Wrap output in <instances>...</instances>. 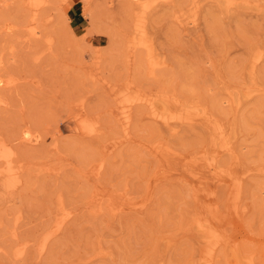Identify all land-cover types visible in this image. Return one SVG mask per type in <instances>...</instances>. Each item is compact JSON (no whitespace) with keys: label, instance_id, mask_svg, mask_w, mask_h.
Masks as SVG:
<instances>
[{"label":"rangeland","instance_id":"rangeland-1","mask_svg":"<svg viewBox=\"0 0 264 264\" xmlns=\"http://www.w3.org/2000/svg\"><path fill=\"white\" fill-rule=\"evenodd\" d=\"M0 80V264H264V0H0Z\"/></svg>","mask_w":264,"mask_h":264},{"label":"bare ground","instance_id":"bare-ground-1","mask_svg":"<svg viewBox=\"0 0 264 264\" xmlns=\"http://www.w3.org/2000/svg\"><path fill=\"white\" fill-rule=\"evenodd\" d=\"M33 3H34V2H33ZM33 3H32V4H33ZM36 3H37V2H36ZM38 3H39V2H38ZM40 3H41V2H40ZM32 4H31V5H32ZM138 4H140V3L138 2ZM136 5H137V4H136ZM139 7H140V6H139ZM148 8H149V4H147V5L144 7V9H148ZM141 10H142V9H141ZM145 11H147V10H145ZM138 12H139V11H138ZM140 12H141V11H140ZM138 15H139V14H138ZM140 15H142V14H140ZM179 18H180V16H179ZM179 18H178V19H179ZM193 18H194V17H193ZM189 19H190V18H189ZM186 20H188V19H186ZM191 20H192V19H191ZM187 22H189V21H187ZM191 22H192V21H191ZM137 23H138V22H137ZM144 23H145V22H144ZM189 23H190V22H189ZM193 23H194V22H193ZM135 25H136V24H134V26H135ZM138 26H139V25H138ZM136 27H137V26H136ZM35 28H36V27H35ZM135 29H136V28H135ZM135 29H134V30H135ZM35 31H36V30H35ZM137 31H138V30H137ZM31 34H32V35H35L36 33H35L34 31H31ZM30 39H31V38H30ZM152 44H153V43H152ZM134 45H135V44H134ZM151 47H152V46H151ZM140 50H141V49H140ZM148 59H149V58H148ZM156 59H157V58H156ZM255 62H256V61H255ZM1 81H2V80H0V84L2 83ZM4 82H5V81H4ZM7 82H8V81H7ZM7 82H6V83H7ZM9 83H10V82H9ZM2 85H3V83H2ZM124 92H125V91H124ZM122 93H123V92H122ZM122 93H121V95H122ZM123 94H125V93H123ZM118 95H119V94H118ZM123 96H124V95H123ZM120 97H121V96H120ZM128 97H130V96H128ZM128 97H126V98H128ZM123 98L125 99V96H124ZM129 99H131V98H129ZM135 99H136V98H135ZM122 100H123V99H121V102H122ZM131 100H132V99H131ZM136 101H137V100H136ZM125 102H126V101H125ZM127 102L129 103V100H127ZM132 102H133V101H132ZM134 104H135V102H134ZM127 105H128V104H127ZM124 106H125V105H124ZM131 106H132V105H131ZM126 109H127V108H126ZM150 109H151V108H150ZM122 110H123V109H122ZM128 110H129V108H128ZM126 111H127V110H126ZM126 111H125V112H126ZM125 112H123V114H124ZM120 113H121V112H120ZM156 113H157V112H156ZM158 114H159V113H158ZM158 114H157V115H158ZM127 116H128V115H127ZM169 116H170V115H169ZM125 117H126V115H125ZM162 117H163V116H162ZM168 119H174V116H171V117H169ZM176 119H177V118H176ZM176 119H175V120H176ZM126 121H127V120H126ZM128 121H129V120H128ZM80 123H82V122H80ZM81 125H82V124H80V125L78 124L79 127H80ZM82 128H83V130H84V127H82ZM79 129H80V128H79ZM83 130H82V131H83ZM85 130H86V129H85ZM81 133H82V132H81ZM90 134H91V133H90ZM36 141H37V139L35 140V142H36ZM30 142H34V141H33V140H30ZM223 144H224V143H223ZM221 146H222V145H221ZM1 156H7V154H6V153H2ZM11 160H12V158L10 159V161H11ZM1 162H2V161H1ZM2 163H3V162H2ZM7 163H8V162H7ZM11 165H12V164H11ZM14 167H15V166H13V168H14ZM3 169H5V168H3ZM13 170H14V169H13ZM14 171H15V170H14ZM1 172H2V171H1ZM6 172H7V171H6ZM10 174L13 175L12 172H10ZM16 178H17V177H16ZM213 234H214V233H213ZM210 238H212V240H213L214 235H213V236L210 235ZM212 246H213V244H212ZM211 250H212V249H211ZM23 252H24V251H23Z\"/></svg>","mask_w":264,"mask_h":264}]
</instances>
